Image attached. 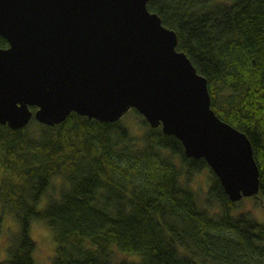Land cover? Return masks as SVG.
<instances>
[{
	"label": "trees",
	"instance_id": "trees-1",
	"mask_svg": "<svg viewBox=\"0 0 264 264\" xmlns=\"http://www.w3.org/2000/svg\"><path fill=\"white\" fill-rule=\"evenodd\" d=\"M147 8L207 79L217 116L249 138L260 170L255 199L264 202V0H151ZM130 112L137 136L130 116L0 126V233L8 215L18 225L0 264H35L37 221L53 234V264H264V224L239 211L204 159L188 158L178 139ZM203 170L201 203L191 182ZM54 181L59 197L47 200ZM116 251L134 260L115 263Z\"/></svg>",
	"mask_w": 264,
	"mask_h": 264
},
{
	"label": "water",
	"instance_id": "water-1",
	"mask_svg": "<svg viewBox=\"0 0 264 264\" xmlns=\"http://www.w3.org/2000/svg\"><path fill=\"white\" fill-rule=\"evenodd\" d=\"M150 1L0 0V126L56 127L72 114L116 123L136 110L204 159L233 203L257 197L249 138L217 116L207 79Z\"/></svg>",
	"mask_w": 264,
	"mask_h": 264
},
{
	"label": "rangeland",
	"instance_id": "rangeland-1",
	"mask_svg": "<svg viewBox=\"0 0 264 264\" xmlns=\"http://www.w3.org/2000/svg\"><path fill=\"white\" fill-rule=\"evenodd\" d=\"M129 114V115H128ZM122 121H126L130 116V121H126V126L134 135H139L142 133V127L139 123L138 117L132 112H129ZM209 170H203L199 174L194 175L191 182V188L197 193L198 198L201 203L204 201L205 191L208 189L209 184ZM61 184L54 181L52 187L47 193V200L51 198H58ZM44 203L42 204V207ZM240 212H249L252 217L259 223L264 224V202L257 201L255 198H245L238 203ZM215 212V211H214ZM18 232V225L16 220L12 216H7L5 219L4 227L0 233V260H4L7 257V241ZM32 238L37 243V249L34 254L35 264H53V258L55 256L56 244L53 238L51 230L48 228L46 223L42 221H37L32 224ZM113 256V255H112ZM132 256L122 254L120 252H115L113 260L115 263L123 259H131Z\"/></svg>",
	"mask_w": 264,
	"mask_h": 264
},
{
	"label": "clouds",
	"instance_id": "clouds-1",
	"mask_svg": "<svg viewBox=\"0 0 264 264\" xmlns=\"http://www.w3.org/2000/svg\"><path fill=\"white\" fill-rule=\"evenodd\" d=\"M59 183V181H57Z\"/></svg>",
	"mask_w": 264,
	"mask_h": 264
}]
</instances>
